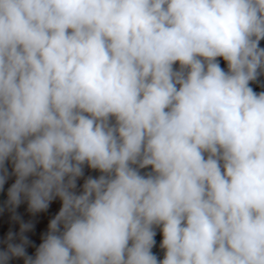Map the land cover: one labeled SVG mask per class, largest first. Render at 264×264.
<instances>
[{
    "label": "clouds",
    "instance_id": "obj_1",
    "mask_svg": "<svg viewBox=\"0 0 264 264\" xmlns=\"http://www.w3.org/2000/svg\"><path fill=\"white\" fill-rule=\"evenodd\" d=\"M262 41L264 0H0V264H264Z\"/></svg>",
    "mask_w": 264,
    "mask_h": 264
},
{
    "label": "crops",
    "instance_id": "obj_2",
    "mask_svg": "<svg viewBox=\"0 0 264 264\" xmlns=\"http://www.w3.org/2000/svg\"><path fill=\"white\" fill-rule=\"evenodd\" d=\"M261 46L264 47V41L261 42ZM221 66L226 67L225 63L222 60H221ZM256 90L260 91L261 89L256 88ZM88 174H91L93 176L97 175V173L90 172L89 170L86 169V175H88ZM12 182H13V180L10 179L8 181V183L5 185L4 192H0V201H3L6 199L7 187L10 186V184ZM80 183H82V181ZM59 207H60V202L58 200L54 201L46 213H40L35 217L30 216V214L26 211V208H27L26 204H22L18 208L17 211L21 214V216L23 217V219L25 221L33 220L35 223L34 230L27 234L29 236V238L34 242L35 245L38 246L39 243L41 242L40 237H41L42 233L47 231V223H48L49 219H51L52 216H54L56 214V212H58ZM18 228H19L18 225L13 224L10 221L8 213H4L3 215H0V240H2L5 237V235L9 229H12L13 231H18ZM155 240H156V245L153 248V252L155 254H157V256L160 259H162L163 258V250H161L159 247L160 242L162 240V234L159 230H157V235L155 237ZM34 250L35 249L33 247H29L28 253L31 255L34 253ZM13 264H23V262L18 260V261H14Z\"/></svg>",
    "mask_w": 264,
    "mask_h": 264
}]
</instances>
